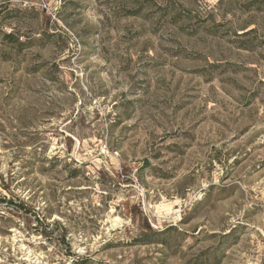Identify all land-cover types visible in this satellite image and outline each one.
Returning <instances> with one entry per match:
<instances>
[{"label": "rangeland", "instance_id": "obj_1", "mask_svg": "<svg viewBox=\"0 0 264 264\" xmlns=\"http://www.w3.org/2000/svg\"><path fill=\"white\" fill-rule=\"evenodd\" d=\"M0 264H264V0H0Z\"/></svg>", "mask_w": 264, "mask_h": 264}, {"label": "trees", "instance_id": "obj_2", "mask_svg": "<svg viewBox=\"0 0 264 264\" xmlns=\"http://www.w3.org/2000/svg\"><path fill=\"white\" fill-rule=\"evenodd\" d=\"M7 38H11V36L9 35V36H7ZM19 46H21V44H19Z\"/></svg>", "mask_w": 264, "mask_h": 264}]
</instances>
